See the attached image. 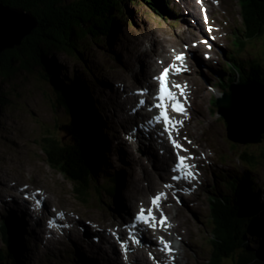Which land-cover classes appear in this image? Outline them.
Segmentation results:
<instances>
[{
	"label": "rangeland",
	"instance_id": "obj_1",
	"mask_svg": "<svg viewBox=\"0 0 264 264\" xmlns=\"http://www.w3.org/2000/svg\"><path fill=\"white\" fill-rule=\"evenodd\" d=\"M127 2L129 3L123 7V15L116 17L118 18L116 23L108 32L105 28L93 32L86 27L78 30L76 26L78 35L72 42L76 52H64L55 48L46 50L43 46L41 51L33 52L34 62L29 61L22 68L4 70L0 76V202L3 204V206L0 204V227L6 226V230L3 229L0 232V255L2 256L0 264H5L6 240H3L1 236L5 232L7 237L10 234L16 236H11L10 241L11 245L19 246L18 254L19 258L21 257V264H79L75 258L83 257L77 254L80 251L85 255L84 260H89L87 264H94L93 262L101 264L98 249L95 251L93 249L98 245L94 244L90 247L91 240L83 239V233L79 234L80 237L82 236L79 242H77L79 240L77 235L73 234L75 236L71 239H69L70 236L66 239L61 236L56 237V243H46L42 232L38 233L37 229L35 232L31 230L30 228L34 227L30 226L24 216L15 212V207L9 206L8 199L11 198L12 189L17 185L21 187L25 183L27 185L30 183V190H35L37 187V189L41 187V190L47 188L54 205L59 203V206L66 207L85 220L90 218L98 220L97 216H101L103 225L107 223V226L115 222L112 216L120 209L123 199L126 198L125 190L132 175H137L140 180H144L143 176H151L153 169L149 165L145 166L144 162L140 163L138 159L136 163L127 164L131 161L127 159L123 145L119 143L123 141L124 127H120L119 124L114 125L111 119L108 120V117L104 116L107 109L98 92L100 88L97 84L99 83L102 87L107 82V87L103 89H108L113 94L112 80L117 73L123 72L122 74L130 79L128 68L126 69L122 64L134 59V55L129 54L132 53L129 49L133 48L131 45L133 41L136 44L137 37L154 36L156 33H158L156 40L159 43H175L177 49L180 46L183 48L188 46L195 56L197 62L194 63L195 68L185 76L192 84L188 96L191 99L193 119L187 128V136L191 140L183 136L179 139L187 140L186 146L190 152L193 149H201L209 155L210 159L209 163H203L201 166L203 169L199 179L201 188L193 197L183 199L187 204L181 205L184 207L182 210L188 212L190 230L184 227L185 237L182 242H185V246L182 244L181 248L185 249L183 253L187 258L186 262L184 260L179 264H207L212 247L210 241L214 235L208 199L216 193L217 189L219 190V183L228 179V182L244 183L239 192L241 196L247 191V186L253 190L251 191L253 211L251 220L259 223L256 226L257 234H248L245 239L251 249H257L260 253V261L264 264V134L259 144L243 145V150L234 146V143L227 138L226 125L222 118L217 116L215 103L210 101V98L214 97V91H218L221 98L228 93L231 86H246L239 83L241 79H235L229 84L228 89L221 90L222 87H216V82L219 75L224 82L233 79L232 71L229 72L226 68L236 53H241L247 60L248 58L255 60V57L264 59V35L262 37L257 35L246 24L241 11L242 5L245 6L244 0H171L173 4L168 0H139V3L127 0ZM193 8L198 14L195 18L190 14ZM200 8L205 9L204 14L208 18L206 32L202 29L204 25L203 18L198 12ZM199 32L204 33L205 36L201 37ZM201 39L211 42V55L208 60H202L203 55L200 49L204 51L206 49L203 46L191 49L192 42ZM147 41L152 40L147 39ZM141 44L143 45L144 41ZM240 44H243L242 48L239 47ZM40 52L48 54L45 58L54 63L57 80L64 85L68 94L73 95L70 93V87L74 88L78 102L85 105L86 101V104H89L86 108L93 114V122L91 119H88V122L95 127L92 132L93 159L98 174L96 173V177L93 176L92 182L94 181L93 187L98 186L99 189H96L98 194L94 192L96 195L85 193L87 199L83 198V189L79 193L81 198L77 196L78 189L73 190L74 185L68 183L60 173L54 170L46 155L47 140L57 145V149H61L60 137L65 133L60 131V128L69 127V120L66 121L67 111L58 105L60 102L55 95L53 84L42 78L43 72L39 66ZM198 58L205 63L201 69ZM86 70L90 72L86 73ZM242 73L248 78L246 81L254 78L257 84L263 82V74L258 73L254 65L246 67ZM138 86L140 85L134 88ZM112 99L111 105H113ZM198 108L201 110L202 117L197 114ZM198 117L201 121H198ZM125 147L127 150V145ZM243 153L246 154L241 159L240 156ZM114 154H117V159H114ZM22 165L26 166L24 170L27 172L21 171L19 167ZM31 166L34 172L29 170ZM222 168L229 170L227 172ZM5 171L14 180L4 177ZM112 175H118L120 178L115 181V184H111L115 188L114 195L107 196L102 190L109 187L107 181ZM37 178L39 182L35 183ZM43 186L46 188L44 189ZM228 189L229 187L226 188L225 193ZM129 193H131L130 190ZM252 203H255L256 211L253 210ZM13 216H20L21 223L14 222ZM255 242L258 243L257 246ZM220 264L236 263L227 260Z\"/></svg>",
	"mask_w": 264,
	"mask_h": 264
},
{
	"label": "trees",
	"instance_id": "obj_2",
	"mask_svg": "<svg viewBox=\"0 0 264 264\" xmlns=\"http://www.w3.org/2000/svg\"><path fill=\"white\" fill-rule=\"evenodd\" d=\"M126 1L0 0V3L3 5L10 8L22 9L24 12L29 13L35 19L37 25L36 29L21 41L20 46L1 54L0 76L4 70L22 68V66L27 65V62H34L33 52L41 51L43 46L46 50L47 48H55L64 52H76L72 46V42L78 35L75 30L76 26L78 30L86 27L93 32L105 28L106 32H108L111 30L112 25L116 23V19H118L116 17L123 15L121 7ZM132 1L139 3V0ZM244 3L245 6L242 5L241 11L246 24L249 26V29L262 37L264 35V1L259 3L255 0H244ZM40 53L39 66L43 72L42 78L53 84L55 95L59 99L58 102H60L58 105L67 111L68 115L65 113V116L67 118L66 121L69 120L68 124L73 140L72 148H74L72 152L66 149H57V145H53L51 141L47 140L46 155L54 170L63 168L61 169L62 171L70 173V177L78 185H81L78 189V192H81L80 174L82 171L78 164L82 165L85 163L87 165L91 171L92 179L93 176L96 177V173L98 172L93 159V129L89 126L88 122V119H91V117L86 113L84 107L78 103L77 98H74L73 95H68L64 89V85L57 80V71L55 72L54 63H52V60H46L45 58L48 54L45 55L44 52ZM261 83H264V81ZM234 146H237L239 149L243 147L242 145ZM62 152L73 154V158H58ZM245 154L243 153L240 156L241 159L244 158ZM53 160H56V163ZM73 163H77V165ZM109 190H114V188L111 189L109 187ZM83 195L85 196V192ZM213 208H215V211H213L214 217L212 214L215 237L210 241L212 247L207 264H220L222 261L227 260L233 261L236 264H257V256L245 239L246 235L254 230L251 228L253 227L251 220L245 214L246 209L230 206L228 203L222 206L215 205ZM1 257L0 255V259ZM12 258L15 261L14 263H19L17 259ZM4 263L7 264L5 260Z\"/></svg>",
	"mask_w": 264,
	"mask_h": 264
},
{
	"label": "bare ground",
	"instance_id": "obj_3",
	"mask_svg": "<svg viewBox=\"0 0 264 264\" xmlns=\"http://www.w3.org/2000/svg\"><path fill=\"white\" fill-rule=\"evenodd\" d=\"M200 4H201V2H200ZM192 13L196 14L195 8L192 9ZM157 37H158V33H156V35H154V36L146 37V39H148V40L151 39L152 41H150L149 43L147 42L143 45L141 44L143 41L142 36H139L136 38V39H138V40H136V42H137L136 44L133 41V43L131 44L133 46V48L129 49V50H131L132 53H129V52L128 53L133 54L134 59H133V61H129L131 63L130 66H129V62L122 64L123 66H125V68L126 67L128 68L130 79H128L124 74H122L123 72L117 73L112 80V83L114 84L113 94L108 89H103V87L104 88L107 87L106 81H105L106 83L102 87H100L99 83L97 84V87L100 88L99 89L100 91H98V92H100L101 98L103 99V103L105 104L106 109H107L104 116L108 117V120L111 119V121L113 122L114 125L119 124L120 127H122V126L124 127L123 142L126 143L127 150H126L125 145L122 142L120 144L123 145V150H124V153H126V155H127V159L131 161V162H128L127 164L136 163V159H138L140 163L144 162L145 166L149 165V167H150V165H152L154 172H155V175H156V178L158 180H164V178L168 179V177L170 175L169 174L170 173L169 172L170 161L173 158L170 154L169 149H167L165 147L164 140H166V138H168V135L164 134L161 131L160 126L157 125V122H155L154 125H152V127H149L148 129H144V127L149 126L148 121L153 120V116H156L157 114H156V111L153 110L152 112H146L144 114L142 112V114L140 115L141 109L140 108L136 109L135 106L137 107V106H142V105H140L136 100H134V94L132 93L133 82L140 84V87H141V84L145 85L146 87H151V88L154 87V82L152 81V79L158 75V73H156L158 71H155V69L158 68L157 67L158 64L159 65L164 64V65H167L168 67L172 66V65H174L176 67H182L183 70L180 72H175V71H171V72L174 74V77L176 80L175 84L187 86L186 93H187V89L190 88L191 83H190L189 79L187 80L186 84L184 81H182V78L185 77V75H184L185 69H184V66H182L181 62L180 61L174 62V60L171 61V58L173 57L172 55H174V57H175L176 55L180 54L182 52V50L176 49L175 43H164V42L159 43L156 40ZM158 61H160V62H158ZM253 77H251V78H253ZM97 87H95V89ZM157 87H158V85H157ZM67 89H68V87H67ZM74 90H75L74 88L70 87V93L73 94L74 98H77L75 96ZM151 90L150 89L148 90L149 95L147 94L148 96L146 98L148 108H152V106H153V98H152ZM171 91L177 93L178 98H180L181 100L184 101L185 97L179 96V89L172 88ZM67 94H68V92H67ZM213 94L218 96V91H214ZM70 96H72V95H70ZM111 99H112L113 105L110 104ZM187 101L191 105V99L189 96H187ZM210 101L213 102L212 99H210ZM78 103L80 105H82L80 102H78ZM192 103H193V101H192ZM82 106L84 107V110L91 117V120H92L93 114H91L87 109L88 108L87 106H89V104L87 105L86 101H85V105H82ZM196 111H198L197 112L198 116L201 115V117H202V114H200V112H201L200 108H198ZM199 120H201L200 117H199ZM92 122H93V120H92ZM138 124L141 125V127H142L141 131L138 130V127H139ZM99 125H101V123ZM176 126L178 127V125H176ZM91 128L95 129L93 124H91ZM179 130H181V127H179ZM172 136H173V138H177L178 135L173 132ZM114 157H115L114 159H117V154H114ZM137 157H139V158H137ZM200 159L201 158H196L195 160L200 161ZM54 162L56 163V160ZM29 166H30V164H29ZM25 167H24V165H22L19 168H21L22 172H27L26 170H24ZM61 169H63V168H61ZM61 169H57L56 171L58 173H60L61 176H63L68 183L70 182V184H73L75 186L74 187L72 185L73 190H74V188L79 189V187H81V185H78L75 182V180L70 177L69 172H68L69 173L68 174L67 172L62 171ZM29 170L31 172L35 171L32 166H31V168H29ZM36 170H37V168H36ZM81 171H82V169H81ZM6 172L7 171L3 172L4 174H6V175H4V177L5 176L10 177V179H11L12 176L11 175L8 176V173H6ZM174 175H181V174L176 172V174H174ZM132 176L133 177L131 178V180H129V185L126 187V190H125L126 191V193H125L126 198L123 199V203L121 204L120 209H119V214L121 215L124 222L126 220L131 221L128 218V213L131 211L130 208H131L132 204H136V202H140V201L142 202L143 200H145V197H148L147 193L155 191L157 185H159L158 182L154 181L153 178L150 177L149 175H144L143 176L144 180L143 179L140 180V178L137 175L136 176L132 175ZM12 180H14V179L12 178ZM189 180H191V179H189ZM35 181H34L35 183L39 182L38 178ZM80 181H81V184L84 185V179L81 178ZM16 184H18V182ZM29 184L27 185L25 183L23 185V187L29 188L30 187ZM170 185H172V183H170ZM173 185L175 188H178L180 191H182V193L187 191L189 188V184H186L184 182H180V183L173 184ZM173 185H172V187H173ZM18 187L13 188L12 193L14 194V196L21 198V196L24 195V193H25L24 191H26V190L22 189L21 187L20 188H18ZM43 187H44V189L46 188L45 186H43ZM37 188H36V190H37ZM40 188L38 189L39 194H38L37 200L41 201V205H42V203H44L46 205L47 204L54 205L55 203L52 200L51 193L49 192V190H47V188H46V190H41ZM129 190L131 193H129ZM78 193H80V192H78V191L76 192L77 196L80 197ZM144 193H145V196H144ZM14 198L16 199V197H14ZM46 198H48V199H46ZM84 198L87 199V197H85V196H84ZM136 199H138V201H136ZM169 200L170 199L168 197L164 196L160 201L161 211L164 213H166V211L169 207L166 205L169 202ZM147 201H148V199H147ZM0 204L3 206V204L1 202H0ZM10 204L11 203L9 201V205ZM22 204H23V208H22ZM32 204H34V203L32 202ZM42 207H43L44 211L46 212L45 205L44 206L42 205ZM52 207H54V206H52ZM16 209L18 212L24 213L26 215V220L30 221L29 223H30L31 227H33V221H35V218H39V216L44 214L43 209H40L39 207H36L35 211L32 213L28 212V209L24 205L23 202H21V204H19L18 207L16 205ZM19 210H21V211H19ZM56 210H59V209L56 208ZM174 211H175V209H174ZM62 213H63V217L68 216L67 213H65V212H62ZM175 216L176 215L169 218L168 224H170V227H171L172 232H173L172 233L173 236L178 237V238L179 237L183 238L184 232L183 231L179 232L175 229V222H177V225L180 223V220H181V222H183V221L186 222L187 216L184 215L185 216L184 219L182 216L180 220H175ZM76 217L78 220H69L70 223L68 226H64V225L60 226V229H58V230H60L59 233L61 234V236L66 237L68 235V233L73 232V234H76L77 237L79 238V234L83 233V236L86 239L91 240V242L89 244L90 247H91V245L93 246L94 244H96V242L98 243L100 240L101 241L100 245H99L100 247L99 248L93 247L94 251L97 249L101 252L103 251V253L105 255H108L109 259L112 261L113 264H122L119 261V256H118L119 253L114 249V244H112L108 238L110 236L112 237L113 235H116L119 238H122L124 236V234L128 236L126 231H122L121 233H118V234H114V231H113L111 235H108L105 233L106 231H104L105 226L101 225L103 222V221H101L103 219L101 216H97L98 220L97 219L95 220L93 218H90L89 220H85L79 214L76 213ZM12 220L14 222L21 223L22 218L20 216H13ZM81 220H83V221H81ZM177 225H176V228H177ZM97 227L99 229H97ZM91 228H93L97 232L92 233ZM3 229L6 230L5 225L2 226V230ZM36 229L40 230V226L37 225ZM161 235L162 234L160 232H158L157 235L152 233L151 237H146L144 235V233L140 234L139 237L145 243L144 251L141 254L142 257L144 258L143 260L145 262H146V260H145L146 256H143V254L152 253V251L154 253L157 252L156 250H154V246L156 245V242L151 241V240L155 239L156 236H161ZM3 236H7V233L5 232V234H3ZM73 236H75V235H73ZM46 239H49V237H46ZM50 239H52V238H50ZM80 239H81V237H80ZM80 239L77 240V242H79ZM10 240H11V236L9 238L8 247L9 246L12 247ZM53 240H57V239L54 238ZM69 242H70V240H69ZM132 250L137 251L136 248H132ZM79 253H81V251ZM97 253L99 254L101 264H109V261L107 260V258L105 256H102L101 253H99V252H97ZM158 256H160L161 258L165 257V255L163 256V254H162V256L161 255H158ZM150 257L151 256H148V258H146V259L150 260ZM181 258L182 259L184 258V254L182 255ZM147 264H148V262H147Z\"/></svg>",
	"mask_w": 264,
	"mask_h": 264
},
{
	"label": "water",
	"instance_id": "obj_4",
	"mask_svg": "<svg viewBox=\"0 0 264 264\" xmlns=\"http://www.w3.org/2000/svg\"><path fill=\"white\" fill-rule=\"evenodd\" d=\"M263 2L264 0H255ZM121 10L123 12L124 5ZM36 21L21 9L10 8L0 3V56L6 51L20 46L21 41L36 29ZM218 115L227 124V137L230 141L245 145L257 144L264 134V89L253 84L246 87L231 86L228 93L217 100ZM60 131L61 149L72 152L73 140L69 127L63 126ZM73 158V154L62 152L58 158ZM77 165V163H73ZM82 169L80 178L84 179L82 189L85 193L95 192L91 172L85 163L78 164ZM225 262V261H224Z\"/></svg>",
	"mask_w": 264,
	"mask_h": 264
},
{
	"label": "snow or ice",
	"instance_id": "obj_5",
	"mask_svg": "<svg viewBox=\"0 0 264 264\" xmlns=\"http://www.w3.org/2000/svg\"><path fill=\"white\" fill-rule=\"evenodd\" d=\"M205 19H207V17H205ZM184 59H185V57L183 54L177 55L175 57V60L180 61V62H183ZM182 70H183L182 67H176V66L172 65V66L164 68L163 72L159 76L155 77V79L158 81V89H157V94L155 96V99L158 102L156 104H154L152 107L160 110L159 115L154 116L153 120L157 123H160L161 121L163 122L164 131L168 133L169 139H170L171 143L173 144L174 148L180 149L181 151H184V152H187V149L183 148V146L181 144H179L176 139L173 138L172 132L170 131V127L174 129L176 127V125H182L183 121L174 120L167 113L168 103H170L173 111H175L179 114H183V115L187 114L186 108L184 107V104L181 103V101L179 100L177 93L171 91V88L179 89V96L185 97V100H186V98H187V93H186L187 86L186 85H180V84H171V86H169V84H168V76H169L170 71L180 72ZM143 91L146 92L147 90L145 89ZM141 94H143V92ZM139 104L143 105V104H145V101L140 100ZM153 120H149L148 123L151 124L153 122ZM189 159H192V157L182 156L179 154V151L176 152V163H175V166L173 167L172 171L173 172H179V173H181V175H174L172 177L173 180L195 179L196 178L198 173H194L193 171H191V169L194 168L195 165H190V164L186 163V161ZM166 187H171V185H166ZM164 195H165L164 193H159L152 198L151 204L153 207H149L147 209H145L144 207H141L139 213L134 217L135 221L147 224L150 227H152L153 229H155L157 227V225H159L160 227H165V226L170 227V224H168L167 217L162 212H161L159 218H157L153 212L154 208L159 209L160 201L164 197ZM36 204H37V206H40L41 201L37 200ZM59 215L62 216L63 213H60ZM49 226L50 227L52 226V221L49 222ZM131 227H135V225H132ZM130 238L136 244L141 243L140 240L136 239L135 236H132L131 234H130ZM118 239H119V237H118ZM160 243L163 244L162 250L172 252L170 242L165 241L164 238L161 237ZM121 247L125 251H127V245L125 243H122Z\"/></svg>",
	"mask_w": 264,
	"mask_h": 264
}]
</instances>
